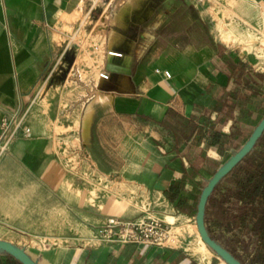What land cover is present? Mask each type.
Returning a JSON list of instances; mask_svg holds the SVG:
<instances>
[{
  "label": "crops",
  "instance_id": "obj_1",
  "mask_svg": "<svg viewBox=\"0 0 264 264\" xmlns=\"http://www.w3.org/2000/svg\"><path fill=\"white\" fill-rule=\"evenodd\" d=\"M126 1L117 4L121 5L117 11L128 8ZM99 2L111 4L109 0ZM228 2L236 16L233 21L241 28L264 30V0ZM221 5L229 9L223 0ZM154 10L152 0L137 2L121 21L126 28L112 30L117 40L111 38L113 10L106 12L105 23L96 26V32L103 33V71L108 77L95 76L88 67L84 78L79 73L83 64L77 62V54L68 69L65 59L71 56L72 37L79 35L86 24H96L103 14L98 5L90 9L87 0H0V120L25 108L35 96L27 113L29 137L15 141L0 161V240L17 245L11 232L38 230L36 210L42 204L36 200L47 201L43 207L48 209L54 194L67 197L66 188L71 184L68 148L55 143V127L65 130L58 133L60 139L67 132L76 134L79 147L73 151L104 176L101 182L112 192L125 193L130 187L148 197L165 198L163 191L180 176L182 168L191 172L185 152L203 151L205 160H223L214 147L205 146L206 136L199 142L194 135L178 142L163 120L171 111L198 126L206 119L215 121L216 97L233 83L227 57L260 71L246 64L236 48L221 41L212 6L203 9V17L199 15L196 23L204 30L201 42L187 35L173 43L157 35L152 29L160 27L162 21ZM99 11L100 15L94 17ZM88 13L90 20H86ZM203 18L213 26H202ZM108 52L121 55L111 58ZM53 65L57 69L48 77ZM163 71L170 77L166 78ZM96 91L109 100L107 109L87 113ZM85 115L90 117L86 140L82 138ZM230 125L228 122L222 127L224 134H229ZM88 142L93 154H89ZM125 168L129 171L127 178L121 173ZM205 176L197 175L188 186L192 195L199 193ZM29 200L34 203L29 204ZM77 200L82 198L78 196ZM47 216L44 220L48 226L49 211ZM97 247L101 250L90 252L84 246L76 247L70 258L62 249L49 251L38 261L31 258L38 264H201L175 246L97 243ZM58 252L63 256L52 257ZM212 257L213 253L209 264H213ZM217 264L225 263L221 260Z\"/></svg>",
  "mask_w": 264,
  "mask_h": 264
},
{
  "label": "rangeland",
  "instance_id": "obj_2",
  "mask_svg": "<svg viewBox=\"0 0 264 264\" xmlns=\"http://www.w3.org/2000/svg\"><path fill=\"white\" fill-rule=\"evenodd\" d=\"M89 1L87 0L88 3ZM109 1L111 4H108V6L103 2H97L100 11H104L101 17L96 21V24H94L95 21H92L88 26L86 24V28L81 29L80 34L75 37L73 36L71 40L73 44L70 55L75 58L77 54V62L83 64L79 66V73L84 78L87 76L88 67L93 70L95 76L103 72V33H97L96 26L104 25L106 12L113 10V19L111 18V38L112 40H117L113 31L119 32L120 29L126 28L125 24H121V21L129 16L131 9L141 0H127L126 5L128 8L120 9L119 11L117 10L121 8V5L119 7L116 6L124 0ZM152 1L155 5V10L157 9V12L160 13V20L162 21L160 27L152 29L153 32L157 35L165 36L168 41L173 43H178L186 39L187 35L190 39L195 38L197 42H201L204 30L199 27V23H196L199 22V15L203 17V9L207 6H212L211 15L217 23V31L218 26H220L234 34L239 33V37L235 41L227 43V45L236 48L246 64L253 65L257 71L264 72V30L256 32L254 29L241 28L233 21V18L236 16L231 11L232 4L228 0H223V2L225 1L228 4L229 9L221 5L222 0ZM180 5L184 7H180L179 9L174 7ZM193 6L196 8L194 9ZM114 7H116V12L113 9ZM100 11L93 16L97 18L100 15ZM194 18H196L195 22ZM227 18L230 20H226ZM201 25L209 29L213 26V22L209 21L208 18H203ZM93 27L94 29L92 30ZM93 31L97 34L93 35ZM93 102L92 112L97 108L105 111L109 104V100L101 95L99 91H96ZM100 114L101 112L98 115ZM60 131L65 130L55 127V143L57 145L62 143L64 145L63 147L68 148L67 158L69 162L67 164V170L71 178V184L66 188L67 197L66 195L61 196L59 193L54 194L50 201L51 206L48 209L47 207H43V203H47V201L36 200L35 203L42 204L36 210V220L40 229L11 232L10 235L16 239L15 242L17 243V245H14L29 253L37 261L43 258V256H48L49 251L56 249L67 251V256L70 258L73 249L76 247L84 246L90 252L101 250V247H97V242L93 239V236L96 229L103 223L107 216H113L122 221L147 216L156 217L167 222L166 215H170L178 218L174 225L169 224L170 235L174 237V241L170 242V245L180 247L182 251L190 253L188 243L194 239V235L188 234L187 226L195 224L194 216L188 218L180 217L179 213L174 210L165 198L155 197L153 195L148 197L144 193H137L134 188L126 187L125 193L112 192L105 187V183L101 182L104 180V176L94 170L77 152L73 151L79 147L76 134L67 132L66 135H63L64 137L60 135L62 137L60 139L58 136ZM88 144L89 154H93L90 151L91 142H88ZM85 153L89 157L86 147ZM232 153L233 151L230 152V155ZM121 173L123 177H129L127 168L125 170L123 169ZM200 191L198 190L199 193ZM78 196L82 200H77ZM32 203L34 201L29 200V204ZM48 211L50 212V224L47 226V221L44 219L48 218ZM44 213L46 214L44 215ZM143 246L149 247L147 245ZM61 255L63 256V254L58 252L57 254H52V257H61ZM212 261L213 264L221 263V260L215 254H213ZM42 264L45 263L42 262Z\"/></svg>",
  "mask_w": 264,
  "mask_h": 264
},
{
  "label": "trees",
  "instance_id": "obj_3",
  "mask_svg": "<svg viewBox=\"0 0 264 264\" xmlns=\"http://www.w3.org/2000/svg\"><path fill=\"white\" fill-rule=\"evenodd\" d=\"M230 89L222 88L216 97L215 121L202 126L167 112L163 123L178 142L193 135L199 142L207 137L223 157L220 163L205 160L203 151H187L191 172L182 168L180 176L163 191L166 200L180 213L194 216L200 193L192 195L188 186L197 175L206 173L201 190L218 167L247 140L264 116V73L247 69L242 62L227 57ZM231 122L229 134L222 127ZM205 225L211 237L242 264H264V133L250 153L216 186L205 208ZM0 264H21L0 252Z\"/></svg>",
  "mask_w": 264,
  "mask_h": 264
},
{
  "label": "built area",
  "instance_id": "obj_4",
  "mask_svg": "<svg viewBox=\"0 0 264 264\" xmlns=\"http://www.w3.org/2000/svg\"><path fill=\"white\" fill-rule=\"evenodd\" d=\"M101 0H90L89 8H95L97 2ZM91 16L87 15L86 20ZM111 52H108V54ZM114 56H120L119 53H112ZM57 69L53 65L48 77ZM166 78L170 77L169 72L163 71ZM47 77V78H48ZM102 79H107L108 74L102 72L99 74ZM35 99V96L32 99ZM23 109H17L5 114L0 120V161L9 152L11 146L18 139H26L30 135V129L27 125V113L30 105ZM170 225L162 219L156 217H141L133 220L122 221L116 217L109 216L96 229L93 239L100 244H141L147 246L168 247L173 241L170 235Z\"/></svg>",
  "mask_w": 264,
  "mask_h": 264
},
{
  "label": "water",
  "instance_id": "obj_5",
  "mask_svg": "<svg viewBox=\"0 0 264 264\" xmlns=\"http://www.w3.org/2000/svg\"><path fill=\"white\" fill-rule=\"evenodd\" d=\"M121 55V54H120ZM111 58H117L120 56L109 55ZM67 67H69L73 61L72 56L66 57ZM108 71L109 68L107 67ZM66 71H64V74ZM87 116H84L83 126H82V138L84 140L87 139L90 120L87 119ZM264 133V116L259 120L257 125L253 128L252 132L248 136L247 140L243 143V145L237 150L233 151L230 157L223 162L215 173L208 179L204 187L201 189L197 206L196 213L194 215V221L197 227V230L205 242L210 251L215 254L219 259H221L225 264H242L238 261L231 253H229L223 246H221L218 242H216L211 235L209 234L206 225H205V208L207 201L218 185V183L234 168L238 165L242 159H244L250 151L253 149L255 144L258 142L262 134ZM0 252L7 253L14 257L21 264H38L34 261L31 256L19 248L18 246L0 240Z\"/></svg>",
  "mask_w": 264,
  "mask_h": 264
},
{
  "label": "bare ground",
  "instance_id": "obj_6",
  "mask_svg": "<svg viewBox=\"0 0 264 264\" xmlns=\"http://www.w3.org/2000/svg\"><path fill=\"white\" fill-rule=\"evenodd\" d=\"M218 33H219L220 39L224 43L233 42V41L236 40L237 37H239L238 36L239 33L234 34L233 32H231V31H229L227 29H223L220 26H218ZM247 36L250 37L249 35H247ZM250 42H248V43L250 44ZM112 53H116V52H111L110 54H112ZM93 104H94V102L92 101L90 103L88 109L86 110L87 113H90V112L92 113ZM87 119L90 120V117H88ZM179 216L180 217H183V218H188L187 216H185L183 214H180ZM166 218H167V223L168 224H172V225H174L175 222L178 220V218H176L174 216H170V215H166ZM187 232H188V234H193L194 235V239L188 243V250L190 251L191 255H193L195 257V259L199 263H201V264H209L210 258H211V255H212V252L207 247V245L205 244V242L202 240V238H201V236H200V234H199V232L197 230L196 224L188 225L187 226Z\"/></svg>",
  "mask_w": 264,
  "mask_h": 264
},
{
  "label": "flooded vegetation",
  "instance_id": "obj_7",
  "mask_svg": "<svg viewBox=\"0 0 264 264\" xmlns=\"http://www.w3.org/2000/svg\"><path fill=\"white\" fill-rule=\"evenodd\" d=\"M133 28L135 29V27L133 26Z\"/></svg>",
  "mask_w": 264,
  "mask_h": 264
}]
</instances>
